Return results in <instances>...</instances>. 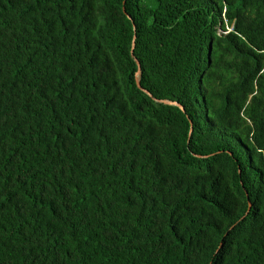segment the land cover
Returning <instances> with one entry per match:
<instances>
[{
	"label": "trees",
	"instance_id": "obj_1",
	"mask_svg": "<svg viewBox=\"0 0 264 264\" xmlns=\"http://www.w3.org/2000/svg\"><path fill=\"white\" fill-rule=\"evenodd\" d=\"M0 264H264V0H0Z\"/></svg>",
	"mask_w": 264,
	"mask_h": 264
},
{
	"label": "water",
	"instance_id": "obj_2",
	"mask_svg": "<svg viewBox=\"0 0 264 264\" xmlns=\"http://www.w3.org/2000/svg\"><path fill=\"white\" fill-rule=\"evenodd\" d=\"M122 2H123V0H122ZM121 9H122V11L124 12L123 8H121ZM126 17H128V16H126ZM131 49H132V46H131L130 49H129V53H130V55H131ZM134 63H135V65H136V69H135V72H134V82H135V86H136L138 89H140L141 91H143L144 93H146L147 95H149L148 92L145 91L144 89L140 88V86H139V84H138V78H137V75H138L139 67H138V63H137V61H136L135 59H134ZM153 100L158 101V102H161V103H164V104H172V105H175L176 107H178L179 109H181L180 105H179L178 103L173 102V101H168V100H164V99H160V100H158V99H154V98H153ZM190 130H191V125H190V122H189L188 133L190 132ZM248 207H249V204H247V209H248Z\"/></svg>",
	"mask_w": 264,
	"mask_h": 264
},
{
	"label": "rangeland",
	"instance_id": "obj_3",
	"mask_svg": "<svg viewBox=\"0 0 264 264\" xmlns=\"http://www.w3.org/2000/svg\"><path fill=\"white\" fill-rule=\"evenodd\" d=\"M219 32V31H218Z\"/></svg>",
	"mask_w": 264,
	"mask_h": 264
}]
</instances>
